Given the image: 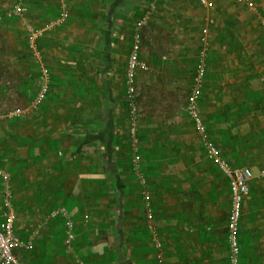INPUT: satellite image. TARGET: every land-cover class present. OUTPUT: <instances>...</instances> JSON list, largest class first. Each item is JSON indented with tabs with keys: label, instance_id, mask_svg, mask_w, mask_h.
Segmentation results:
<instances>
[{
	"label": "crops",
	"instance_id": "0c3cea01",
	"mask_svg": "<svg viewBox=\"0 0 264 264\" xmlns=\"http://www.w3.org/2000/svg\"><path fill=\"white\" fill-rule=\"evenodd\" d=\"M208 1L210 8L198 0H67L68 19L39 42L50 72L46 99L33 112L0 119V168L11 174L15 231L34 245L25 253L37 261L55 253L54 226L61 220L51 221L48 212L64 206L86 264H158L154 239L164 264H227L226 179L209 160V170L182 169L163 138L165 130L179 129L174 115L194 84L209 16L198 106L221 155L253 172L240 218V264H264V0H252L262 8L259 17L236 0ZM151 3L139 53L147 69L136 74L143 118L135 136L141 162L133 172L124 77L133 30ZM27 6L35 25L59 9L58 0H27ZM242 8L250 14L247 24ZM22 47L27 51L25 34ZM14 48L8 62L0 60V106H6L0 113L16 108L9 106L15 99L26 106L37 90L35 64H24L21 46ZM2 189L0 180V205ZM62 251L65 260L71 257L63 245ZM25 253L16 252L19 260Z\"/></svg>",
	"mask_w": 264,
	"mask_h": 264
},
{
	"label": "built area",
	"instance_id": "2783aa9c",
	"mask_svg": "<svg viewBox=\"0 0 264 264\" xmlns=\"http://www.w3.org/2000/svg\"><path fill=\"white\" fill-rule=\"evenodd\" d=\"M244 4L256 16H260L257 5L252 0H236ZM198 3L206 8L211 4L208 0H198ZM58 13L52 19H49L40 26L31 23H25L24 34L25 44L37 71V91L24 107H16L0 113V119L14 118L23 116L29 112L37 110L46 99L50 89V72L46 67L42 54L39 49V42L47 32L63 24L69 17L67 0H58ZM153 3L141 19L137 22L132 33V45L129 52L124 77V86L127 99V107L130 116L129 135L131 146L134 151L131 171L137 172L140 165V156L137 154L136 147V126L139 118L140 109L137 102L136 74L139 70H146L147 64L141 60L139 53L142 42L141 29L147 24L149 14L153 11ZM28 14L27 0H15L7 10V17L17 18L25 22V16ZM213 20L206 17L205 26L202 29L200 45L197 52L195 64L194 84L191 87L186 101V111L192 122L194 130L203 146L205 156L221 173L227 181V188L230 194V206L227 216V264H240V246H239V226L242 213V204L244 197L248 194L249 183L253 178V172L248 167L233 166L220 153L218 147L207 131L206 125L199 112V95L206 75V66L209 50V27ZM264 29V21H262ZM138 174V173H137ZM259 175L264 177V168L260 170ZM9 172L0 168V180L3 183L2 201L0 209V264H21L16 252H29L33 249V243L30 238H22L15 231L17 214L13 204L12 192L9 186ZM138 180L142 188H145V179L138 174ZM146 201V215L150 217L151 209L149 206V196L143 193ZM49 218H61L64 224L63 242L64 248L75 260L76 264H86L81 257L77 255L74 248L75 241V223L71 218L69 211L64 206H59L50 211ZM156 248V260L158 264H164L161 244L154 239Z\"/></svg>",
	"mask_w": 264,
	"mask_h": 264
},
{
	"label": "rangeland",
	"instance_id": "374dc122",
	"mask_svg": "<svg viewBox=\"0 0 264 264\" xmlns=\"http://www.w3.org/2000/svg\"><path fill=\"white\" fill-rule=\"evenodd\" d=\"M14 1L15 0H0V60L4 59L8 62V60H10L15 55L14 52L16 51V49L14 48V46H18V48H20V46H21L22 52H23L21 58L24 61V64L28 65L29 62H31V61L33 62V60L29 56L30 55V54H28L29 52H27L26 50L24 51L23 47H22V42L24 40V25H25V23H31L33 25H35V24L29 18V16H28L29 13L25 16V22H23L22 20L17 19V18H12V17L6 16L7 10L11 7V5L14 3ZM253 1L256 3L255 0H253ZM239 7H242V6H239ZM233 9L238 10V6L236 7L233 5ZM242 9L244 10V12L239 13V15L243 14V15H240V17L245 19L246 24H247L248 19H250V14L248 13L247 9H245V8H242ZM261 9L259 8L260 11H261ZM263 10H264V8H263ZM261 14L263 15L262 11H261ZM48 20H49V18L44 20L43 22L41 21V24H44ZM251 21H252V17H251L250 22ZM41 24H37L35 26H40ZM227 26H230L229 23L227 24ZM245 56L250 57L251 54L245 55ZM18 57H19V55H18ZM26 75L28 76V74H26ZM26 85H28V84H26ZM26 88H28V87H26ZM185 96H188V95L186 94ZM137 98H138V95H137ZM185 98L186 97H184V100L183 99L181 100V104H179V108H177L179 110L178 112L175 113V115H177V118L173 114L174 115V121L179 126V129L174 132V135H172V132H167V130L164 131L167 136H163V138L165 140H168V145H167L168 147H166L165 149L167 150L166 151L167 153L172 154L175 152V155H179L178 162L181 163L182 169H190L191 164H193V165L196 164L197 166H200L202 169L205 168V169L209 170L211 168L212 164L204 158V152L202 149V145H201L199 139H197L195 134L193 133L194 129L191 126L192 125L190 122L191 120L187 114L186 108L184 107L186 104L185 101L187 100V99L185 100ZM14 101L15 102H13L9 106H11V107L12 106L13 107H22L23 106L20 104L21 102L18 101V99H15ZM137 102H138V100H137ZM138 106H139V104H138ZM3 108L6 109V106L5 105L0 106V109H3ZM200 111H201V109H200V105H199V112ZM170 115H168V116H170ZM200 115H201V112H200ZM168 116H166V117H168ZM201 117H202V115H201ZM140 118H143V115H141V113H139L138 119L140 120ZM172 118L173 117L171 116V120H173ZM177 136L179 138H175ZM175 142H177V143H175ZM192 155L194 156L193 162L191 160ZM195 161H196V163H194ZM175 162H176V160H175ZM8 172L10 173V171H8ZM49 213H50V211L48 212V214ZM49 219L51 221L55 220V222H56V220H61V222H56V225L54 226L56 231H57L56 233L58 236V237L55 236L56 242L54 245H56V246L53 247L55 253L45 254V257H46L45 259H41V260L37 261L36 258L32 256V253L27 254L24 252L25 254H22V256L20 255L21 264H76L75 260L72 256L71 257L69 256L70 258L65 260L66 255L62 251V245L64 248L63 237H62V244L59 242V236L64 231L63 220L61 218H57V219L49 218ZM60 225L62 227V231L58 232V229L60 230ZM38 235L39 234H37L36 236H38ZM39 236L41 237V235H39ZM37 244L39 246V243H37ZM49 255H52V257H50ZM24 258H26L28 260V263L27 262L25 263L26 259H24Z\"/></svg>",
	"mask_w": 264,
	"mask_h": 264
},
{
	"label": "trees",
	"instance_id": "16d2710c",
	"mask_svg": "<svg viewBox=\"0 0 264 264\" xmlns=\"http://www.w3.org/2000/svg\"><path fill=\"white\" fill-rule=\"evenodd\" d=\"M204 26H205V24H204ZM204 26H203V28H204ZM203 28H202V29H203ZM201 33H202V30H201Z\"/></svg>",
	"mask_w": 264,
	"mask_h": 264
}]
</instances>
